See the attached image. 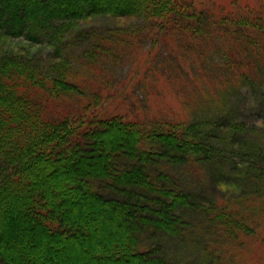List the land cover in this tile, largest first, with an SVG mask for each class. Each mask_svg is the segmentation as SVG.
<instances>
[{
	"label": "trees",
	"instance_id": "1",
	"mask_svg": "<svg viewBox=\"0 0 264 264\" xmlns=\"http://www.w3.org/2000/svg\"><path fill=\"white\" fill-rule=\"evenodd\" d=\"M209 6L0 0V264H80L86 249L99 261L90 264H176L158 255L152 235L174 232L193 197L197 229L180 225L184 233H199L200 257L180 264H238L234 254L248 251L251 241L260 260L264 119L251 123L252 134L232 104L245 90L263 106L264 11L237 1ZM99 15L142 18V26L80 24ZM142 33L154 37L148 48ZM78 35L89 42L71 45ZM161 44L168 52L158 57ZM125 57L132 64L113 91L109 66ZM138 85L144 94L134 93ZM125 138L131 146L123 153L135 168L116 157ZM180 171L186 182L175 187ZM212 179L218 188L203 193ZM123 182L145 186L142 204L119 203L112 188ZM120 219L125 225L112 230L109 222ZM73 233L87 238L79 244ZM15 234L25 247L8 245Z\"/></svg>",
	"mask_w": 264,
	"mask_h": 264
},
{
	"label": "rangeland",
	"instance_id": "2",
	"mask_svg": "<svg viewBox=\"0 0 264 264\" xmlns=\"http://www.w3.org/2000/svg\"><path fill=\"white\" fill-rule=\"evenodd\" d=\"M243 2V3H249V4H253V5H256L257 7H259V9H262V11H264V0H196V2L200 5H203L204 7L207 6V7H210L209 5H213V4H219V5H222L226 8H228L229 6H231L234 2ZM261 7V8H260ZM142 18H134V19H127V18H122V19H119V18H114V17H109V16H106V15H99V16H90L88 17V19L86 20H82L81 21V25L83 27H88V25H92V26H96V27H105V28H108V27H111L112 25H115L117 23H120V22H126V21H129L131 23H135V26L136 27H141L142 26ZM142 43L145 45V47L148 48V46L152 45L153 44V39L154 37L152 35H149V34H146V33H142ZM89 42V38H86L84 36H81V35H78L77 39H72L69 43L75 47H77L78 45H84L85 43H88ZM32 45V44H31ZM32 47H40L42 48L43 45L42 44H36V45H32ZM37 50V49H36ZM156 52L158 54V57L160 56H164L167 54L168 52V47H166L164 44H161L159 46V48L157 49L156 48ZM217 53V52H216ZM45 54L46 56L45 57H49L51 54H48V51L45 50ZM132 64V61L130 59H128L127 57L125 58H122V60L120 61H117V63L113 62V65L112 67L109 66V68L113 69L112 73L108 76V78H111V81H114L117 79H121V78H124L125 75L127 74L128 70H129V67L130 65ZM110 69V70H111ZM111 81H108L109 85L113 86L111 89H113V91L115 90V87L114 86H119L118 84L119 83H115L116 81H114L113 83ZM116 84V85H115ZM146 87L144 88V85H138V87L134 88V93H139V94H144L145 91H146ZM164 92L167 93V97L168 99L170 100V93H169V89H165L164 88ZM246 91L244 90L243 92L239 93L238 96L236 98H238V100L236 101H239L237 103H233L232 104V108L235 107V106H238V109H235L236 112L238 113V116L241 120H244V122L246 121L247 124H250L248 129H250V127L252 126V122H257L259 120H263L264 119V102H262V107H261V102L259 103H256L254 101L255 100V93L253 95H247L246 97ZM157 102L159 101L156 100ZM232 100H230L229 102H231ZM240 107V109H239ZM229 121H232L233 122V118L232 116H230L229 118ZM253 127V126H252ZM251 127L250 131L252 134L254 133V129ZM247 134V132H246ZM249 135V134H247ZM123 140V138H122ZM112 142V140H111ZM125 148L123 151L121 152H115L116 154V157H117V154H118V159H119V162L121 165H123L125 168H132V167H136L138 166L137 162L134 161L133 159L131 158H127L124 156L125 153H123L124 151H128L130 146H131V141L130 140H126L125 138ZM109 149V147H97L95 151L99 152L100 150H104V151H107ZM0 163H1V159H0ZM96 163V162H95ZM71 164V163H70ZM90 164H88L89 166ZM92 166V165H91ZM161 167V166H160ZM179 180L177 181V184H175V187L178 186V187H182L184 182V179H185V176H184V172L180 171L179 172ZM211 175H215V174H211ZM182 176L183 180H180V177ZM212 177V176H211ZM129 180V178H127ZM110 181V179H103V183L106 184V182ZM214 179H212V182H210V184H203L204 186H206V188L203 189V193H206L208 192L209 194H213L214 191L216 190V187L218 188L217 185V182L215 181ZM216 185V186H215ZM172 186V185H171ZM145 186L142 185V184H137L136 185H127L126 183H122L121 185L118 183L116 185V188H112L113 191H114V194L119 198V197H122V202L120 201L119 203H124V204H127L126 206H128V204H142V200L141 197L144 195V188ZM173 187V186H172ZM202 188V187H201ZM118 189V190H116ZM85 190H83V194H85ZM124 196H127V199H124L123 197ZM193 201L195 200V204L192 206V208H190V210H188V212L184 215V222L182 221H179L176 223V225L173 227V230L174 232L172 231L169 232H156V234H153V238L156 240H158L159 242V248H158V255H163L165 257H167L168 260H171L172 262L176 263V264H180L181 262H185V261H189V262H197L199 260V254H200V248H199V244L201 245V240L198 238L199 236V233L198 232H195L193 231V233H191V231L188 233H184L182 231V228H181V225L180 223H182V225L184 224V226H187L189 227V229L192 228V230H195L197 229V225L194 224L195 222L193 220H191V218L193 216H195L196 214V211H197V207H198V202L197 200L193 197L192 199ZM197 202V204H196ZM123 205V207H125ZM102 206V209H105L109 208L108 204L104 203ZM151 207V206H150ZM150 212H155V211H152V209L150 208L149 209ZM16 215H15V219L18 220L16 222L20 223L21 226L24 227L23 231L25 230V235L26 233L28 234L30 232V230L28 229V226L26 225V223H24L23 221L21 222V220L17 217V215L19 216L18 212L16 211L15 212ZM146 213V212H145ZM168 212L167 213H164L162 214L161 217H158L160 215L157 216V218L162 219L163 216L167 217L168 216ZM14 221V220H13ZM126 223L125 221H123L122 219H120L119 221H115L114 223L112 222H109V224H112L110 227L112 230L114 229H118L120 227H123ZM114 224V225H113ZM21 228V227H20ZM109 228V226H108ZM22 231V232H23ZM110 232V231H109ZM108 232V233H109ZM144 232H146V229L144 227ZM134 233V232H133ZM74 234V233H73ZM99 234H102V232H99ZM104 234V233H103ZM193 234V235H192ZM21 237L17 236L16 234L15 235H12L10 237H8V245L10 244H17L18 246H24L26 245L27 243L22 241V239H20ZM73 238H74V241L78 242L79 244L82 243L81 240H85V238H87L86 236H83L79 233H75L73 235ZM250 241V240H249ZM225 242V241H224ZM230 242V239L227 241V243ZM251 248L246 249V247L244 246L242 249H241V253H235L234 255L240 260V262L238 263L237 261L238 260H234L236 263L238 264H264V251H263V247H261V253L262 256L260 258V260L258 258H254L255 257V254L253 252V250L255 249L256 247V242L254 241H251ZM35 244V246H38L39 248V240L36 241L34 240L33 242ZM67 241H63L61 243V245H63L64 248H67ZM220 243L222 244L223 241H220ZM250 246V244H249ZM25 247V246H24ZM33 248V247H32ZM37 248V249H38ZM258 249H260L258 247ZM85 251V253H83L81 256H78L79 258V261H80V264H90L91 260H95L96 263H98L99 261L95 258L96 257V254H92L91 252L88 251V249L86 250H83ZM228 257H230L229 254H227ZM66 257L67 256V251H64V254L63 255H60V257ZM16 261V259H15ZM71 264H76L77 261L75 260V262H70ZM1 264H6L5 262L4 263H1ZM78 264V263H77Z\"/></svg>",
	"mask_w": 264,
	"mask_h": 264
}]
</instances>
